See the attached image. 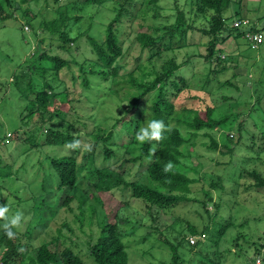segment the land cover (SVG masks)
Listing matches in <instances>:
<instances>
[{
  "label": "trees",
  "instance_id": "obj_1",
  "mask_svg": "<svg viewBox=\"0 0 264 264\" xmlns=\"http://www.w3.org/2000/svg\"><path fill=\"white\" fill-rule=\"evenodd\" d=\"M190 1L196 6L195 15L205 14L207 11L213 13L209 19V28L202 31L209 38L205 45L207 55L203 57L207 63L211 64L213 60H217L221 64L226 63V61L219 59L214 48L216 44L224 42L226 38L230 36L235 39L242 38L252 50L249 36L252 33L264 34V25L259 28L256 24L248 23L246 27L230 29L225 24L227 20L225 14L233 0ZM5 2L0 0V22L11 18L4 8ZM164 2L165 0H66L65 2L63 0H44L43 9L49 7L54 11L55 17L53 19L43 18L40 22L38 21L39 23L35 22L41 34L39 35L37 50L29 59L30 64L25 67H27V71L32 68L31 76H36L38 79L40 71H42L40 79L45 87L40 91H29L28 94H25L29 104L23 110L25 114L18 113L20 125L14 128L8 140L11 144V141L15 142L16 139L21 138L20 141L27 145L28 149H36V152L45 147H58L60 151H66L59 156L47 154L43 158L37 159L31 168L36 170V176L42 177L44 175L40 186L43 195H59L60 192H64L65 196L61 206L73 212L70 205L76 204L78 211L74 213L73 222L79 231L83 227H88L90 233L85 236V239L78 242L83 244L80 246L73 237H66L59 229L57 242L62 246L60 251H51L46 244H43L37 249L34 256L26 255L25 257L26 246L22 245L20 241L23 234L22 230L13 229L17 231V235L15 238L9 239L5 235L4 229L0 228V264H24L25 259L29 264H85L82 257L75 255L71 249L73 246L82 247L86 251L84 256L89 258L92 264H128L129 243L124 238L132 233L124 230L123 227L128 226L130 221L120 209L115 212L114 219L110 222L103 199L100 196L115 189L129 190L131 199L145 204L146 212L152 216L155 225L158 220L154 211L165 212L191 200L188 195L191 192V185L198 182V178L195 177L197 172L193 166L188 168L195 175L190 177L181 167L184 165V163L182 164L184 159H190V156L195 151L197 152L195 140L200 135L209 139L208 151L216 150L222 146V151L219 152L221 157L231 154L230 145L232 141L226 137L223 143H218L216 132L226 128L230 118L235 116L221 115L220 118L215 119L212 117L214 106H208L204 113H201L200 110L177 109L174 105L177 95L187 86L186 79L181 75V69L189 61L191 62V58L186 56L183 61L177 62L173 54V38L178 35L180 39L184 40L187 38V32L193 30L191 23H188L187 13L181 9L178 0H173L174 7L171 8L174 12L173 23H160L161 27L150 29L153 33L136 34L135 40L140 46V52H145L146 57L143 59L139 56L136 59L137 64L132 72L121 76L118 74L117 61L124 56L121 42V38L125 36L124 27L136 19L146 21L148 16L158 19L159 10H163ZM29 3L30 0H19L14 6V10ZM100 8L111 11L113 14L108 23L103 26L101 38L89 33L93 25H96L95 20H97V15L100 12L98 9ZM24 14L27 17L30 16L34 21L38 18V15L29 14L28 9L25 10ZM28 26L32 31L31 35L36 39L38 36L37 28L30 24ZM158 31L162 32L161 35L154 36V33ZM46 38L49 40L47 43ZM81 38L85 39L86 52L89 55H94L95 58L93 62L94 71H89L91 72L89 74L110 80L111 87H108L106 92L103 88L99 89L100 85L98 84L90 85L82 64L76 59L67 61L53 51V48L64 49L68 44L79 51L81 49L78 48V41ZM70 46L67 47L69 51L72 50ZM259 47L253 50H258ZM168 52L172 53V57L163 55ZM157 61H162L159 69L155 65ZM71 65L77 66L78 70L84 74L82 84L89 90L97 93L102 91L106 95L109 93L118 96L122 101L126 100L125 110L121 112L120 117L115 119L111 126H105L106 121L104 119L99 120L96 125L94 122L91 129L88 128L87 122L79 123L78 120L73 119L71 114L69 115V111L78 114L74 105L71 106V100L66 103V106L68 105L66 108L61 107L62 103H60L53 110H49L51 101L55 99L54 90L58 83L56 82L54 85V82L58 73L65 69L71 75V79L76 80V76L70 68ZM223 68L220 67V71ZM213 73L217 74L218 71L214 69ZM22 76L20 75V77ZM18 78L14 82L17 85L18 93H25V90L31 86V81L28 83L29 87L22 89L19 87ZM208 82L207 80L205 86ZM222 85L224 87L232 86L228 81ZM205 90H207L206 87ZM236 90L241 89L236 87ZM73 101L80 103V99L76 97ZM35 115L38 119L33 123L32 118ZM91 119L96 121L95 114L91 116ZM152 119L164 121L166 129L163 138L159 142H139L136 139V133ZM73 128L75 132L72 131ZM240 131L241 125L239 124L236 130V136L239 139L241 138ZM6 138L7 133L2 131L0 139L5 140ZM250 138L253 140V135ZM261 139L264 140V133ZM77 140L80 141L78 147H68L70 143ZM153 143L158 144L155 155L150 152V146ZM252 144L255 145L254 142ZM6 152L7 154H5ZM256 152L258 153L259 150ZM16 153V151L12 152V148L8 145L0 147L1 181L15 179L17 183L15 191H27L29 196L25 201L33 200L34 203L32 201L26 215L30 218L35 213L33 217L38 220L37 217H41V210L43 208L48 209V207L42 204L43 196L38 198L39 201H36V198L32 196V190L28 186L30 181L27 184L24 182L22 187H19L20 176L18 174H20V170L25 171V161L16 168L15 166L20 160ZM79 154H81L80 157ZM22 156V158H27L25 153ZM169 161L174 166L166 172L164 166ZM217 164L222 165L224 163L218 161ZM228 165H231V162H227L225 166ZM134 166L144 168L141 172V178L135 181L127 180L126 177L131 175ZM46 168L52 169L53 175L46 172ZM239 174L245 175L251 180L247 188L253 190L254 188H264V175L257 168H243ZM52 176L57 179V188L55 191H48L46 184L49 182L46 179ZM221 178L220 176L216 181L211 179L210 187L221 188ZM0 188V205L7 203L10 208L14 209L12 205L22 203L23 199L19 194L12 193L3 188L1 184ZM203 192L208 203H211L210 192L204 190ZM208 203L202 202L204 206ZM127 205L129 203L125 204V206ZM14 210L15 212L19 211L18 209ZM218 210L219 206L215 204L213 217L217 215ZM51 212L47 213L51 214ZM206 212L209 213L207 209ZM42 220H38L36 226ZM235 220L236 217L231 216L228 223L225 220L224 223L213 222L211 225L217 227L215 233L220 236L227 226L235 223ZM247 223L248 221L243 217L237 226L242 227ZM92 226L98 230L96 237L93 236ZM148 227L147 229L150 231H146V235L140 237V242L152 236V228L154 231H160L156 225ZM61 228L71 230L70 226L65 223L61 225ZM26 229L28 227H25L24 232ZM130 229L131 232L134 231V227ZM188 232L192 235L198 234L192 226H188ZM244 237L245 235L238 233L236 240ZM185 239L186 237L183 236L177 245L170 243L167 238L162 241L172 251L174 264H180L178 262V250L183 247L182 242L184 243ZM185 242L188 244L187 240ZM253 247L254 257H261L264 243H253Z\"/></svg>",
  "mask_w": 264,
  "mask_h": 264
},
{
  "label": "rangeland",
  "instance_id": "obj_2",
  "mask_svg": "<svg viewBox=\"0 0 264 264\" xmlns=\"http://www.w3.org/2000/svg\"><path fill=\"white\" fill-rule=\"evenodd\" d=\"M1 1L5 2V0ZM65 1L63 0V2ZM18 2L19 0H6L4 8L11 18L0 22V133L3 131L7 134H11L14 128L20 125L18 113L25 114L23 110L29 104L25 94H28L29 91H40L45 87L40 79L42 71H40L38 79L36 76H31L32 68L27 71L25 66L30 64L29 59L36 52L39 43L41 32L35 22H40L43 18L53 19L55 17L52 9L49 7L43 9L44 0H30L29 4L21 5L19 9L14 10V6ZM178 3L181 9L187 13L188 23H191L193 30L187 32V38L184 40L180 39L178 35L173 38V54L177 62L183 61L186 56L191 58V62L189 61L181 69V75L186 79L187 86L177 95L174 105L177 109L200 110L201 113H204L208 106H214L212 117L215 119L220 118L221 115L235 116L230 118L226 128L216 132L218 143H223L226 137L232 141L230 145L232 152L230 155L221 157L219 152L222 151V146L216 150L208 151L209 139L200 135L195 140L197 152L195 151L190 159H184L182 161L184 165L181 167L190 177L195 175L188 168L193 166L197 172L195 177L198 178V182L191 185V192L188 195L191 200L165 212L154 211L158 220L155 225L160 231H154L152 228V236L142 242H140V237L146 235L145 232L149 230L148 226H155L152 216L146 212L145 204L131 199L129 190L115 189L100 197L103 199L110 222L113 221L115 212L120 209L130 221L128 226L123 227L124 230L132 233L124 238L129 243L128 264H174L172 251L162 241L167 238L170 243L177 245L183 236L186 239L184 243L182 242L183 247L178 250L180 264H251L252 262L253 264H264V247L261 257L255 258L253 253V243H264V188H254V190L247 188L251 180L245 175L239 174L243 168L254 167L264 175V140L261 139L264 133V41L260 44L262 46H258V50H253L254 48L250 50L242 38L235 39L230 36L214 47L219 59L226 63L221 64L217 60L211 61V64L207 63L203 57L207 55L205 45L209 38L202 31L209 28V19L213 13L207 11L205 14L195 15L196 6L190 0H178ZM162 6L164 8L162 11L159 10L158 19L148 16L146 21L136 19L124 27L125 36L123 35L124 37L121 38L124 56L117 61L119 76L132 72L139 56L143 59L146 57L145 52H140V46L135 40L137 33H153L151 30L161 27V24L174 22V12L171 10L174 7L173 0H165ZM26 9L29 14L38 15V18L34 21L30 16H25ZM98 11L100 12L95 20L96 25H93L89 33L101 38L103 26L108 23L113 14L104 8H100ZM225 17H227L225 24L230 29L246 27L248 23L256 24L260 28L264 25V0H233ZM29 24L37 28L36 39L31 35ZM161 33V31L155 32L154 36L161 35ZM83 38L78 41V48L81 49L79 51L69 44L68 46L72 48L71 51L67 49L68 46L64 49L53 48V51L67 61L76 59L82 64L90 85L98 84L100 85L99 89L103 88L106 92L107 88L111 87L109 78L105 79L89 74L91 73L89 71H94L95 58L94 55H89L86 52L87 48ZM45 41L47 43L49 40L46 38ZM163 55L172 57V53L169 52ZM161 63L162 61L156 62L157 69ZM220 67H224L222 71H220ZM70 68L75 74L76 80H72L71 75L65 69L58 73L54 82V85L56 82L58 83L54 90L55 99L53 98L52 104H49V110H53L60 103H62L61 107L66 108L68 107L66 103L71 100V106L74 105L78 114L69 111V115L71 114L73 119L78 120L79 123L87 122L88 128L91 129L94 122L96 125L99 120L104 119L105 126H111L125 110L126 100L122 101L118 96L109 93L106 95L102 91L97 93L89 90L82 84L84 74L78 70V67L71 65ZM214 69L218 71L217 74L213 73ZM20 75L23 76L20 77ZM17 77H19L17 80L19 87L22 89L29 87L28 83L31 81V86L25 90V93H18L17 85L14 84ZM207 80L209 82L205 86ZM226 81L230 82L232 86L224 87L222 84ZM236 87L241 90H236ZM75 97L80 99L79 104L73 101ZM94 114L96 121L91 119ZM37 119V115H35L32 122L35 123ZM239 124L241 125L240 139L236 136ZM74 128L73 132H75ZM251 135H253V140L250 138ZM20 139H16L15 142L11 141V144L7 138L0 139V147L8 145L12 148V152H17L20 160L17 162L16 168L25 161V171L20 170V174H18L20 176L19 187H22L24 182L27 184L30 181L28 186L32 190V196L36 198V201H39L38 198L43 196L44 203L42 202V204L48 207V209L41 210V217H37V219L43 220L36 226L38 220L33 217L35 213L30 218L26 215L28 207L32 205L33 201H25L29 196L27 191H15L17 187L15 179L2 182L0 177V184L3 188L19 194L23 199L22 203L14 204L12 207L24 214L23 229H17L22 230L23 233L20 241L22 245L26 246L24 256H34L37 249L43 244H46L51 251H60L62 246L57 242L59 229L66 237H73L76 243L85 239V236L90 233L88 227H83L79 231L73 222L74 213L78 211L76 204L70 205V208L73 209L72 212L61 206L65 196L64 192H60L59 195H43L40 186L44 175L36 176V170L31 168L37 159L43 158L47 154L59 156L66 151H60L58 147H45L36 152V149H28V146L23 144ZM23 153L27 155V158H22ZM80 156L81 154H79ZM30 158H32L31 162ZM218 161L224 164L219 165ZM227 162H231V165L226 167ZM46 170L53 175L52 169L46 168ZM143 170V167L134 166L131 175L126 177L127 180H140ZM220 176L222 177L221 188L210 187V180L216 181ZM46 180L49 182L46 184L47 190L55 191L57 179L52 176ZM203 190L210 192L211 203H208ZM202 202H206L208 205L204 206ZM128 203L129 205L125 206ZM215 204H218L219 210L213 217ZM14 209L10 208L9 215L15 213ZM206 209L209 211L208 214ZM47 212H51V214ZM231 216L236 217L235 223L227 226L222 235H217L215 233L217 227H212L211 223H224L225 220L228 223ZM243 217L248 223L242 227L237 226ZM3 223L2 219L0 224ZM64 223L69 225L71 230L62 229L61 225ZM207 225L208 227H206ZM188 226L194 227L198 234H190ZM25 227L28 229L24 232ZM131 227H134L133 232H131ZM92 232L96 237L98 230L95 226H92ZM238 233L245 237L237 241ZM186 240L188 244L185 242ZM137 242L140 243L137 244ZM78 245L83 246L81 243ZM80 246L77 248L71 246V249L75 255L82 257L85 264H92L91 260L84 256L86 251ZM24 264H29L26 259Z\"/></svg>",
  "mask_w": 264,
  "mask_h": 264
},
{
  "label": "clouds",
  "instance_id": "obj_3",
  "mask_svg": "<svg viewBox=\"0 0 264 264\" xmlns=\"http://www.w3.org/2000/svg\"><path fill=\"white\" fill-rule=\"evenodd\" d=\"M252 34H260V33H252ZM264 38V36H263ZM166 129V125L161 119H152L149 120L146 125L141 127L139 131L136 133V139L143 142L156 141L159 142L163 138V133ZM10 133L7 134V140L9 139ZM80 141H73L68 145L69 148H76L79 146ZM158 150V144L153 143L150 146V152L155 155ZM173 163L169 161L164 166V171H169L173 168ZM10 206L6 203L4 205H0V219H3L4 223L0 224V228L4 229V233L9 239H13L17 235V231L13 229H21L24 224V214L22 212H15L12 215H9Z\"/></svg>",
  "mask_w": 264,
  "mask_h": 264
},
{
  "label": "built area",
  "instance_id": "obj_4",
  "mask_svg": "<svg viewBox=\"0 0 264 264\" xmlns=\"http://www.w3.org/2000/svg\"><path fill=\"white\" fill-rule=\"evenodd\" d=\"M249 40L251 42V47L256 49L263 42L264 38L261 34H251Z\"/></svg>",
  "mask_w": 264,
  "mask_h": 264
}]
</instances>
